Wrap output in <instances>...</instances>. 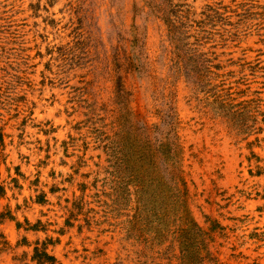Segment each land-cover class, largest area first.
I'll use <instances>...</instances> for the list:
<instances>
[{
	"label": "rangeland",
	"instance_id": "374dc122",
	"mask_svg": "<svg viewBox=\"0 0 264 264\" xmlns=\"http://www.w3.org/2000/svg\"><path fill=\"white\" fill-rule=\"evenodd\" d=\"M0 264H264V0H0Z\"/></svg>",
	"mask_w": 264,
	"mask_h": 264
}]
</instances>
